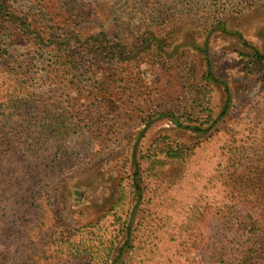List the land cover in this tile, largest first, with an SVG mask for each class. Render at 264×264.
I'll return each instance as SVG.
<instances>
[{
  "label": "rangeland",
  "instance_id": "rangeland-1",
  "mask_svg": "<svg viewBox=\"0 0 264 264\" xmlns=\"http://www.w3.org/2000/svg\"><path fill=\"white\" fill-rule=\"evenodd\" d=\"M254 51L264 0H0V144L12 99L41 119L18 162L0 146V264H240V222L264 223L228 181L233 135L259 122ZM167 146L188 156L149 170Z\"/></svg>",
  "mask_w": 264,
  "mask_h": 264
},
{
  "label": "trees",
  "instance_id": "trees-1",
  "mask_svg": "<svg viewBox=\"0 0 264 264\" xmlns=\"http://www.w3.org/2000/svg\"><path fill=\"white\" fill-rule=\"evenodd\" d=\"M240 56V60L243 63L247 75H260L262 78V85L259 90V95L256 102L257 105L255 106L257 109V113H255V115L257 118H259V122L254 123V120L251 118L252 121L246 124L248 126L242 128V130H237L233 135L235 143L232 144V149L230 151L231 154L229 157V162H231V165L229 166V169L231 170V175L228 181L230 182V187L233 190L238 188L241 194L253 201V206L259 208L264 214V53L254 51L253 53L248 54L240 53ZM209 76L212 77V73L210 71L204 74V78H209ZM33 102V98L25 99L22 97V100L12 99V105L19 109V112L16 114V116L18 115L17 128H19L20 131L14 134H5L9 137H5L3 141H1L0 146L3 147L6 157H8V162L13 160L16 162L19 161L17 155H19V152H22L21 150H24V148L20 147V144H18L19 140H22V137H28V139L23 142H29L32 140L30 146L34 141L33 139L36 136L34 135V130H36V128L39 126L41 119L38 120V117L34 116L33 113H28L29 111L38 108V106H35ZM51 106L55 109H60L63 111L66 110V107L61 101H56L55 104ZM29 108H31V110H28ZM49 111V109H45V112H43V118L47 122L49 121V118H47L46 115ZM11 112L12 111L10 109L6 116H9ZM39 112L42 111L39 110ZM13 115L15 116V113H13L12 116ZM63 115L64 114L62 112V116ZM64 118L65 119L63 122H65V124H69L70 120L71 122L73 121V119H70L69 116H64ZM247 118H249V116ZM6 122H9V119H7ZM43 124H46V122ZM59 124V129L54 130V134L52 135V138H54L53 142L58 145V148L55 150V154H59L58 157L61 155L64 157L66 154H70L67 162L73 164V162L76 161L78 154L84 152L85 148H83V150H81L82 148L78 149L80 151H68L66 148L63 149L65 146L64 143L68 140V137L71 133V128L63 127V123ZM79 127L80 123H78V127H72L73 130L76 128L78 130L77 146L83 145L85 147L89 137L86 132L80 133V129L83 130V127ZM12 128L15 127L12 126ZM20 132L21 134L19 138H17ZM28 151L32 150L28 149ZM160 152L163 157L155 156L152 158L148 162L149 170H155L158 166L161 167L167 162L172 163L175 161L185 160L188 156V152L184 146H167L162 148ZM28 163L30 165L26 166L27 171L25 173H33L36 163L34 164L31 161ZM56 166H59V164L56 163ZM21 178L22 180L18 186L24 188L27 184L31 183L28 174H23ZM33 183H36V181H33ZM21 191L22 189L19 190V195L21 194ZM17 198H20V196L17 195ZM240 227L245 233L242 237V242L238 247V256L242 258L240 264H264V262H259L257 260L264 256L263 220L247 218L240 222ZM71 237L72 235L70 236L69 240L72 239ZM91 256V258H96L93 257V255Z\"/></svg>",
  "mask_w": 264,
  "mask_h": 264
}]
</instances>
